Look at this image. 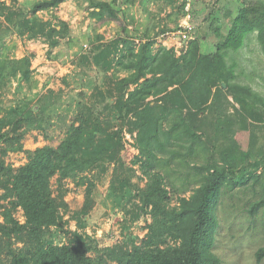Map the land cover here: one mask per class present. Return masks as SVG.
I'll list each match as a JSON object with an SVG mask.
<instances>
[{"label":"trees","instance_id":"trees-1","mask_svg":"<svg viewBox=\"0 0 264 264\" xmlns=\"http://www.w3.org/2000/svg\"><path fill=\"white\" fill-rule=\"evenodd\" d=\"M69 1L87 4L97 22L118 21V36L110 43L96 29L85 36L90 48L81 47L76 67L96 64L98 69L95 78L77 74L83 90L76 97L63 99V93L49 90L36 105L24 98L5 109L0 119V264H222L212 248L223 190L252 181L260 198L249 213L264 209V143L253 135L244 149L238 138L248 133L251 121H264L258 109L264 108V95L240 81L244 69L234 56L254 34L264 55V0H233L235 17L225 32L216 28L219 38L211 52L203 51L204 39L196 36V4L202 0H191L195 32L192 39L176 35L187 43L179 55L176 47L155 51L151 32L157 17L146 9L149 1L174 6L179 0H146L142 7L150 24L136 34L126 24V8L136 0H37L27 12L0 10L9 23L3 29L0 23V96L14 81L29 92L34 88L32 57H4L5 37L15 33L58 45L70 29L56 11ZM180 1L184 17L187 0ZM41 13L51 17L44 19ZM65 111L73 112L70 120ZM56 116L57 128L65 132L59 145L26 150V135L46 133ZM126 134L135 137L139 154L133 163L140 179L147 180L134 193L139 200L135 219L151 220L141 244L102 248L96 238L72 230L65 231L67 243H57L56 219L70 210L67 180L86 185L90 199L109 166H114V177L123 166ZM11 153H25L27 162L18 168L8 164L5 158ZM19 210L24 222L16 217ZM88 217V211L73 215L80 229ZM263 261L264 246L256 252L257 264Z\"/></svg>","mask_w":264,"mask_h":264},{"label":"rangeland","instance_id":"rangeland-1","mask_svg":"<svg viewBox=\"0 0 264 264\" xmlns=\"http://www.w3.org/2000/svg\"><path fill=\"white\" fill-rule=\"evenodd\" d=\"M35 1L37 0H18V2L0 0V10L5 9V13H8V9L11 8L18 12L21 9L27 12ZM145 1L136 0L134 5L126 8L128 10L126 24L131 31L134 30L135 34L137 30L142 31L150 24H147V13L142 7ZM180 3L182 2L179 0L174 6L150 1L146 4V9L153 17L154 15L157 17V19H152L157 24L156 30L151 32L157 40L155 51L163 46L176 47L179 55L183 48H187V43H182L174 34L183 18L179 9ZM196 9L198 12L195 20L197 39H204V41L201 40L203 51H214L219 38L214 31L217 27H220L222 32L229 28L237 11L236 3L233 0H202L196 4ZM1 11L0 23L3 29L8 27L9 23L6 15L1 14ZM91 11L92 8L90 9L87 4L74 1L61 5L56 14L68 24L70 34L61 38L59 44L55 46L42 40L29 41L25 36L19 37L15 33H9L5 37L2 48L4 57L16 59L32 57L34 88L29 92L26 85L20 88L17 81H14L10 86L11 89L0 96V119L5 115V109L14 105L18 100L27 98L32 105H36L40 96L49 90L63 93V99L76 97L77 92L83 90L82 87L80 88V76L77 74L84 73L88 78L94 77L95 70L98 69L96 64L85 67L86 70L76 67L81 47L83 46L84 51L90 48V45L85 43V36L92 34L96 29L98 33L104 35V42L110 43L118 36L115 32L118 21L97 22L91 17ZM40 16L48 19L51 14L41 13ZM260 48L254 34L250 37L246 47L234 56L244 69L240 81L252 85L264 95V55ZM108 59L113 60L114 56ZM104 60L100 59L101 62ZM112 72L113 69L109 71V74ZM119 75L123 77L125 73H119ZM87 91L88 96L91 95V90ZM234 105L240 107L237 102H234ZM258 109L264 119V108L260 106ZM65 113L67 120H70L73 112L65 111ZM53 121L55 125L46 133L31 131L26 135L23 140L26 150L34 151L46 145L54 147L59 145L65 137V132L57 128V121H59L57 116L53 117ZM8 129L9 126H6L3 132ZM253 135L259 144L264 143V121L256 123L251 121L248 125V133L238 136L244 149L249 147ZM138 154L139 151L135 148V137L126 134L125 150L122 152L123 166L116 177L113 176L114 166H109L108 171L101 175L90 199L86 198V185H78V180H67L66 184L70 192L66 201L70 210L61 211L56 219L53 230L58 231L57 243H67L69 235L65 231L72 230L85 232L96 238L102 248L122 245L128 241H133L137 245L141 244L142 238L147 233V224L151 220L150 218L146 220L145 217L135 219V214L138 213L136 203L139 200L134 198V193L136 187L143 188L147 183L146 179H140V168L133 163ZM5 161L18 168L27 162V156L25 153H11ZM56 181L57 177L52 180L54 188H56ZM190 194L189 192L187 196ZM259 198L260 188L257 185L253 186L252 181L239 184L234 189L225 188L223 190L215 211L218 227L212 248L222 264H257L256 252L264 246V209L252 216L249 208ZM176 202V197H173L172 204ZM80 211L89 212V217L86 219L88 224L84 229H80L79 222L73 219L74 213ZM16 217L24 222L21 210L16 213ZM108 264L117 263L109 262Z\"/></svg>","mask_w":264,"mask_h":264},{"label":"built area","instance_id":"built-area-1","mask_svg":"<svg viewBox=\"0 0 264 264\" xmlns=\"http://www.w3.org/2000/svg\"><path fill=\"white\" fill-rule=\"evenodd\" d=\"M191 8V0H187L186 11L187 14L182 18L179 25L180 29L174 33L175 35H180L183 39H192L191 36L195 32V26L192 23V16L189 13Z\"/></svg>","mask_w":264,"mask_h":264}]
</instances>
